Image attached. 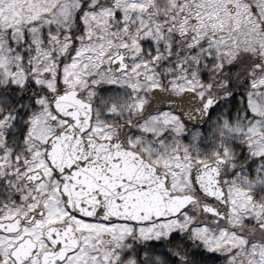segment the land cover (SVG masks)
Returning <instances> with one entry per match:
<instances>
[{"label": "snow or ice", "instance_id": "1", "mask_svg": "<svg viewBox=\"0 0 264 264\" xmlns=\"http://www.w3.org/2000/svg\"><path fill=\"white\" fill-rule=\"evenodd\" d=\"M0 264H264V0H0Z\"/></svg>", "mask_w": 264, "mask_h": 264}]
</instances>
